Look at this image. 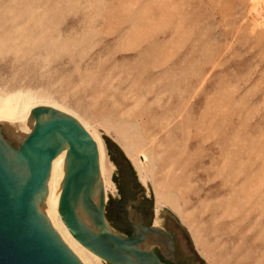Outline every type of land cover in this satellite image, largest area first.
Returning a JSON list of instances; mask_svg holds the SVG:
<instances>
[{
	"label": "rangeland",
	"instance_id": "rangeland-1",
	"mask_svg": "<svg viewBox=\"0 0 264 264\" xmlns=\"http://www.w3.org/2000/svg\"><path fill=\"white\" fill-rule=\"evenodd\" d=\"M27 92L93 133L103 190L126 160L200 264H264V0H0V101Z\"/></svg>",
	"mask_w": 264,
	"mask_h": 264
},
{
	"label": "water",
	"instance_id": "water-1",
	"mask_svg": "<svg viewBox=\"0 0 264 264\" xmlns=\"http://www.w3.org/2000/svg\"><path fill=\"white\" fill-rule=\"evenodd\" d=\"M32 129L16 147H10L0 130V264H79L62 245L36 194L42 190L50 162L65 144L68 159L57 210L67 230L82 246L110 264H129L124 247L128 240L110 233L103 221V189L99 180L94 142L71 116L47 106H36ZM93 190V194H90ZM93 228L75 214L79 205Z\"/></svg>",
	"mask_w": 264,
	"mask_h": 264
},
{
	"label": "flooded vegetation",
	"instance_id": "flooded-vegetation-1",
	"mask_svg": "<svg viewBox=\"0 0 264 264\" xmlns=\"http://www.w3.org/2000/svg\"><path fill=\"white\" fill-rule=\"evenodd\" d=\"M107 156L115 173L113 188L103 190L102 218L110 233L128 240L124 247L137 251L125 254L129 264H200L179 222L174 218L155 219L154 209L131 174V165L119 161L111 150Z\"/></svg>",
	"mask_w": 264,
	"mask_h": 264
},
{
	"label": "bare ground",
	"instance_id": "bare-ground-1",
	"mask_svg": "<svg viewBox=\"0 0 264 264\" xmlns=\"http://www.w3.org/2000/svg\"><path fill=\"white\" fill-rule=\"evenodd\" d=\"M37 98V96L30 95V93L28 94L27 92V94H18L12 97L11 100L2 102L0 101V129L3 130L5 135L11 138V140L21 143L32 129L35 121L42 122L49 118L48 112L40 114L37 118H34L30 114V110L36 106H47L56 109L59 112L65 111L68 113V115L70 113L65 108L56 103L38 100ZM82 128L86 131L90 139L95 144L99 176L101 175L103 177V181L105 183L99 141L93 137V133L89 132V129L85 124H83ZM65 149V144H62L52 158L43 188L36 194L35 199L37 200L40 208L42 209L44 215L46 216L62 245L79 264H102L101 258L99 256L86 249L74 239L62 222L57 210L59 194L68 164V159L65 155ZM143 159H145L144 155L141 156V161ZM105 190L107 191L108 189L105 187ZM90 194H93L92 196L95 198L93 190H90ZM75 214L83 224L93 228L87 212L82 208V206H80V204L76 206Z\"/></svg>",
	"mask_w": 264,
	"mask_h": 264
}]
</instances>
